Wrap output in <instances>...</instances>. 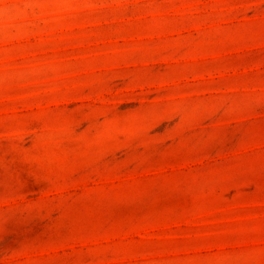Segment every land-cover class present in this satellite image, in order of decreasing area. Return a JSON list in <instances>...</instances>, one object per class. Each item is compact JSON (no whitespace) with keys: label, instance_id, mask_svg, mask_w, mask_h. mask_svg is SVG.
<instances>
[{"label":"rangeland","instance_id":"obj_1","mask_svg":"<svg viewBox=\"0 0 264 264\" xmlns=\"http://www.w3.org/2000/svg\"><path fill=\"white\" fill-rule=\"evenodd\" d=\"M0 264H264V0H0Z\"/></svg>","mask_w":264,"mask_h":264}]
</instances>
